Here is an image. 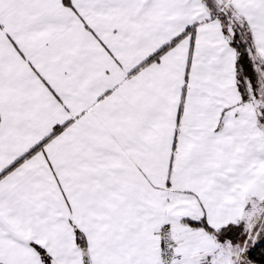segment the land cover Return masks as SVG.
<instances>
[{"label": "snow or ice", "instance_id": "6c2138e0", "mask_svg": "<svg viewBox=\"0 0 264 264\" xmlns=\"http://www.w3.org/2000/svg\"><path fill=\"white\" fill-rule=\"evenodd\" d=\"M0 264H264V0H0Z\"/></svg>", "mask_w": 264, "mask_h": 264}]
</instances>
